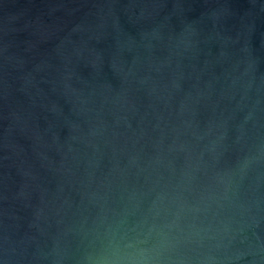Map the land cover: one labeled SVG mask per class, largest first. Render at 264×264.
Segmentation results:
<instances>
[{"label":"water","instance_id":"obj_1","mask_svg":"<svg viewBox=\"0 0 264 264\" xmlns=\"http://www.w3.org/2000/svg\"><path fill=\"white\" fill-rule=\"evenodd\" d=\"M0 264H264V0H0Z\"/></svg>","mask_w":264,"mask_h":264}]
</instances>
